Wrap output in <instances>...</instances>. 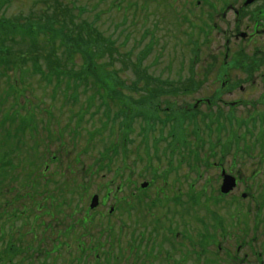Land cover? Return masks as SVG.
<instances>
[{
    "label": "rangeland",
    "instance_id": "rangeland-1",
    "mask_svg": "<svg viewBox=\"0 0 264 264\" xmlns=\"http://www.w3.org/2000/svg\"><path fill=\"white\" fill-rule=\"evenodd\" d=\"M41 1H43V3H41ZM119 1L10 0L9 4H7L0 12V16L12 19L20 17L28 18L31 17V10H33L37 2H39L38 6L42 8L41 10H45L54 5V7L62 9L58 14L60 12L63 15L68 13L70 15V13H72L76 17V22L78 24L83 22L92 23L95 21V26L98 31L102 32L105 37H110L115 41L118 49V53L115 55L118 58H115L116 63H114L112 68H114V71H123L120 77L127 80L125 81L126 84L136 81L137 76L134 66L137 65L136 61L140 54L147 48L150 49V52L143 61V68L149 75L155 79H162L163 81L169 79L179 80L180 76L183 78H189L192 74L194 62V38L192 39L191 37L194 35V27L193 22H191L193 18L189 17L191 6H188V9H186L188 11L185 12L184 6H181L180 8L171 7L161 2L164 0H155V2L151 1L149 5L145 6L142 11L144 4L143 0L130 1L133 2L132 4H128V0L123 4H120ZM173 8L174 10H172ZM38 12L39 11H35V13ZM69 15H66L67 18L63 20L67 22V20L70 19ZM180 15H183V17H179ZM128 55H130L129 58ZM78 63L81 65L82 61L79 60ZM38 78L39 77L36 76L33 79L28 80V82L31 83V88L29 87V90L31 93L33 91L34 96H32V98L35 102L30 104L27 108L32 106L33 114L24 110L19 112L23 115L18 118L19 120L11 119V121L15 126L18 122H21V120L30 121L31 117L34 119L33 121L31 119V122L34 123L36 119V122L40 127V134L44 145L46 142L49 143V141L50 144L53 145L51 149L52 152L51 154H48V157L47 152H44L46 154L43 159L44 161L46 160L49 163L52 158L51 155L58 157L56 151L59 147H62V144H59L58 142L60 136H63V139L61 138V140L64 142H71V137L77 139L75 140L76 145L70 143V151L72 152L70 155L71 158L65 156L60 159L63 169H66V167H69L70 165L75 169L73 158H77V155L82 151L86 154L83 156V160L86 164L85 167L88 168V166L92 164V157L96 156L97 152L103 148L104 143L107 144L113 140L115 142H120L119 139L124 138L125 131L122 132L118 124L113 128H110V123L105 121L106 115L95 114L101 112L96 109V106H99L98 103H101V95L96 98L94 102L95 104L93 103L94 107H92L90 111L87 112L84 109V111L81 110V105L83 108L85 102L93 96V93L96 91L95 88H82V95L79 97L80 102L74 104L69 103V101H67L62 95L61 91L64 90V88L59 89L56 88L54 84L48 85L45 82L40 85L38 83ZM186 80L183 79L180 83ZM174 84H179V82ZM126 93L130 92L126 91ZM12 100L14 99L11 98L9 103L5 106L6 109L12 106ZM173 100L175 101V99ZM176 102L180 106H185L189 103L192 104L194 102V95H181L176 99ZM110 106L112 107L113 114H116L118 109H120L117 107L116 103L110 104ZM50 122L52 123L51 129L57 134V136L52 135L51 138ZM101 122H103V124L107 122L106 124L108 127L101 126ZM118 122L121 123L120 120L116 123ZM45 125L48 126L47 132L42 128V126L45 127ZM67 125H70V129L72 130H64ZM77 125H79V127ZM75 128L77 129V134H74L73 132ZM133 128L134 133L131 134V139H134L135 145L142 146L139 152L140 156H143L146 145L140 143L138 136V133L140 132L139 124H135ZM9 129V121H3L0 123L1 131L5 133ZM158 129L156 137H159L160 135L161 128L159 127ZM93 130H97L99 134L88 132ZM164 130V134L166 135L169 129L165 128ZM59 131H61L60 134L58 133ZM93 135H96V137L92 138ZM26 138L28 145L33 147L34 145L30 143L31 136L27 134ZM151 143L150 141L148 142L150 156L154 159V164H157L155 158L156 152ZM163 145L164 143L159 144L161 155L163 153V151H161L164 148ZM42 146H40V149ZM131 147V157L135 158L134 151L136 146L132 145ZM28 151H30V148H28L27 152ZM145 157L146 156H144V158ZM13 160L12 167L16 168L18 163L17 158ZM144 163H146V158ZM49 166V173L53 174L57 169V164ZM76 167L79 171L81 170L79 169V166ZM143 167L144 164H139L137 168H134L135 177L133 180L138 181V187L145 181H152V176L149 173L144 174V178H139ZM168 167L169 166L165 164L162 171L168 169ZM178 174H187L185 166L178 171ZM9 175L12 176V174ZM106 175L107 180H114L115 175L113 172ZM101 178V176L96 178L95 182L91 185V195L88 194L80 197L72 190L76 188L71 187L70 190L63 192V196L58 197L55 200L57 202L56 205L61 201L65 206L69 205L71 208L67 209L70 214H67L69 216L66 219L52 223L53 228H55V234L51 238H49L51 233L47 234V226L50 223L48 220L39 230L36 226V229L34 230L35 234H33L34 231L31 230V224L35 222L37 223L36 225L39 226L40 221L38 220H33V218L27 220L26 222L28 224L26 225L28 226L25 229L20 228L25 222L18 220L12 229L8 223L5 224V221L0 219V264H140L139 261L134 260V256L131 257L129 255V244H126L127 242H130V238L132 237L131 234L134 233L135 230L131 228L127 215L119 210L120 213L115 212V214L110 217L112 218L110 220H108L107 217H102V215H110L108 211L112 205H115L113 199L109 200L107 206L99 207V209L95 211L96 219L93 217L86 220L83 219L79 213L72 212L76 210V206L78 205L83 208V205L90 204L92 196L97 194V191L102 188V184H104ZM168 178L169 180H173L171 175ZM56 181H60V178L57 177ZM73 182V179L69 180L70 184H73ZM121 182L124 186V190L123 193L119 195V198L126 196V194L129 193L130 188H133V186L128 185L126 181L121 180ZM121 182L120 180H117L115 181V185L119 186L121 185ZM161 183L162 180L157 182L153 189H156ZM1 184L2 181H0V185ZM26 185L28 186V190L34 188L33 193L35 195H45L42 189L37 186L33 178L29 179ZM183 186H186L185 183H183ZM50 188L53 189V185H50ZM115 189L116 187L114 190ZM99 195L102 197L101 194ZM1 202L2 200L0 197V213H7V215L12 218L14 212H2L3 208L1 207ZM45 204L49 205L50 202H46ZM144 205L147 206V204ZM140 210L144 213L148 212L146 208L141 207ZM131 221L135 224L138 234L143 230L152 233L153 227L145 229L143 226L139 225L134 213ZM145 221L148 222L149 220L145 219ZM109 225L113 227L111 233L109 230L110 228H106ZM162 227H166V229L164 230ZM181 229L186 230L187 228L182 226ZM11 230H13V232H11ZM19 230L26 233L32 231V233H30V235L28 234V236L26 234L21 236L22 232H18ZM120 230L122 233H120ZM172 230L177 231V229H173L171 224L161 226L158 236L160 239L163 237L165 240L174 241L173 237L170 239L168 236L169 232ZM61 233L68 235H73L75 233L79 241L86 248L82 253L76 251L74 237L68 236L69 239L67 237L65 240L62 235L60 236ZM138 234L135 235V237H138ZM103 235L105 236L103 237ZM118 239H121V241H124L125 243L121 244ZM99 240L102 241L98 242ZM177 240L179 241L180 239L177 238ZM59 241H62L64 247L59 246ZM210 244L212 246H209ZM161 246L165 249V252H170L172 250L171 246H164V244L160 243L153 247L155 254L159 253L158 251ZM70 247L71 249H69ZM176 247H178V245ZM16 250L18 252L15 255H12ZM211 250H213L212 256H209ZM57 251L59 252V255H57ZM52 252H55V254L52 255ZM171 252H173V250ZM157 259L158 260L155 264H174L176 261L177 264H181L182 259L185 260L188 258L186 254H175L172 261L169 263L167 261V255L162 254L161 256H158ZM188 264H231V261L224 260V255H220L215 243L206 242L199 255L196 256L195 259L189 260Z\"/></svg>",
    "mask_w": 264,
    "mask_h": 264
},
{
    "label": "flooded vegetation",
    "instance_id": "flooded-vegetation-1",
    "mask_svg": "<svg viewBox=\"0 0 264 264\" xmlns=\"http://www.w3.org/2000/svg\"><path fill=\"white\" fill-rule=\"evenodd\" d=\"M195 5V35L205 44L197 42L194 61L191 145L194 156L204 157L192 159L190 191L177 179L158 189L130 191V219L134 213L139 225L153 227L152 233L138 234L131 221L133 235L138 234L132 240L140 239L145 249L155 226L182 225L179 199L194 194L208 200L201 209L194 200V242L201 237L215 243L231 264H264V0H197ZM205 133L207 140L198 141ZM224 172L236 179L228 195L221 193Z\"/></svg>",
    "mask_w": 264,
    "mask_h": 264
},
{
    "label": "trees",
    "instance_id": "trees-1",
    "mask_svg": "<svg viewBox=\"0 0 264 264\" xmlns=\"http://www.w3.org/2000/svg\"><path fill=\"white\" fill-rule=\"evenodd\" d=\"M5 4H8V1L0 0V10ZM38 4L31 12V17L14 19L0 17V80L6 78L7 86L5 96L0 97V112L9 98L8 94L16 96L17 104L22 99L30 97L28 88L31 83L28 80L36 76L39 77L40 85L45 82L48 85L54 84L59 89L64 88L61 93L69 103L80 102L82 88H95L96 91L85 102L83 108L81 105V110L87 112L94 107L99 95L102 97L101 103L98 104L108 106L117 101L125 114L127 107L138 106V103L154 104L158 100L159 90L149 91L148 96L143 97L142 101L133 100L128 96L126 91L132 92L130 86L125 82L118 83L119 71L112 68L116 63L115 58H118L115 55L118 53L116 43L98 31L95 21L78 24L76 17L67 12L66 15H69L70 19L66 22L63 20L67 18L66 15L61 12L58 14L62 9L53 5L41 10ZM79 60L83 62L80 66ZM134 69L138 79H152L145 71ZM133 86L135 93L146 92L143 87H164L162 83L150 82H136ZM31 119L30 117V121L21 120L18 127L14 126L11 117L5 120L9 121L10 129L0 140V150L6 157L12 153L13 139H17L18 144L23 143L19 132L23 136L28 129L32 132L34 125ZM22 170L26 173L27 168L22 165Z\"/></svg>",
    "mask_w": 264,
    "mask_h": 264
},
{
    "label": "bare ground",
    "instance_id": "bare-ground-1",
    "mask_svg": "<svg viewBox=\"0 0 264 264\" xmlns=\"http://www.w3.org/2000/svg\"><path fill=\"white\" fill-rule=\"evenodd\" d=\"M6 176V175H5ZM5 176H2V175H0V181H5ZM0 188H3V190H9L10 189V186L9 185H7L6 187H2L1 185H0ZM22 235V234H21Z\"/></svg>",
    "mask_w": 264,
    "mask_h": 264
}]
</instances>
